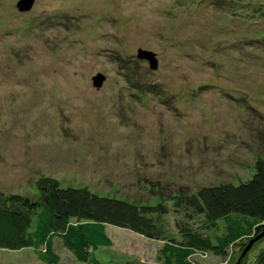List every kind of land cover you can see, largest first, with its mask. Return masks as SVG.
Masks as SVG:
<instances>
[{"label":"rangeland","instance_id":"374dc122","mask_svg":"<svg viewBox=\"0 0 264 264\" xmlns=\"http://www.w3.org/2000/svg\"><path fill=\"white\" fill-rule=\"evenodd\" d=\"M21 1L0 0V189L31 193L43 174L153 204L253 176L264 159V0H250L257 15L241 7L246 0ZM117 59L130 60L137 88L149 91L131 87ZM231 89L238 102L225 96ZM106 232L112 246L94 250L99 262L160 261L162 241ZM214 233L226 234L222 222ZM55 246L60 264H79L60 237ZM237 252L201 264H238ZM38 256L0 248V264H44Z\"/></svg>","mask_w":264,"mask_h":264},{"label":"trees","instance_id":"16d2710c","mask_svg":"<svg viewBox=\"0 0 264 264\" xmlns=\"http://www.w3.org/2000/svg\"><path fill=\"white\" fill-rule=\"evenodd\" d=\"M240 5L249 7L254 15L260 13L253 11L258 5H252L250 0ZM257 41L260 48L259 43L264 44V40ZM117 60L123 71L130 72L129 84L135 85L138 91H147L148 88H137L144 83L127 66L130 60ZM156 87L164 93L162 84ZM233 91L225 96L238 102L240 98ZM163 102L177 109L174 101ZM31 183V193L0 189V223L7 222L5 228L0 226L1 249H33L41 263L60 264L55 246L60 237L77 263L103 264L95 259L94 250L112 246L106 227L113 226L148 240L162 241L157 264H201L208 254L227 259L236 248L241 254L252 240L261 236L256 241L263 244L259 253L250 261L247 252L240 264H264L263 158L256 161L255 173L247 181L203 185L195 191H174L168 199L153 204L103 196L88 187H64L58 179L43 174ZM172 214L173 226L168 221ZM219 222L226 230L223 237L214 233Z\"/></svg>","mask_w":264,"mask_h":264},{"label":"water","instance_id":"95a60500","mask_svg":"<svg viewBox=\"0 0 264 264\" xmlns=\"http://www.w3.org/2000/svg\"><path fill=\"white\" fill-rule=\"evenodd\" d=\"M32 2H33V0H22L21 2H20V4H21V6H22V9H26V8H30L31 6H32ZM139 57L141 58V57H143V58H145V59H147L149 62H150V65H151V68L153 69V70H156L158 67H157V61H156V59H155V56H154V54H150L149 52L148 53H146V52H144V51H139ZM104 80V76H102V75H99L97 78H95L94 79V81H95V85L97 86V87H100L101 85H102V81ZM260 237L261 236H259L258 238H256V239H254V240H252L251 242H250V244L247 246V248L244 250V252H243V254H242V256H241V258L239 259V261H238V264H240V262L242 261V259L244 258V256L247 254V252L251 249V247H252V245L258 240V239H260Z\"/></svg>","mask_w":264,"mask_h":264},{"label":"bare ground","instance_id":"6f19581e","mask_svg":"<svg viewBox=\"0 0 264 264\" xmlns=\"http://www.w3.org/2000/svg\"><path fill=\"white\" fill-rule=\"evenodd\" d=\"M15 229V228H14Z\"/></svg>","mask_w":264,"mask_h":264}]
</instances>
